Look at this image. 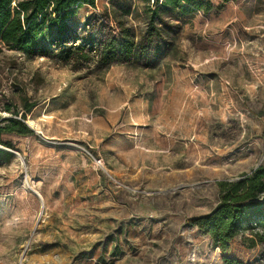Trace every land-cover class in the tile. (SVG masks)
<instances>
[{
	"label": "rangeland",
	"instance_id": "rangeland-1",
	"mask_svg": "<svg viewBox=\"0 0 264 264\" xmlns=\"http://www.w3.org/2000/svg\"><path fill=\"white\" fill-rule=\"evenodd\" d=\"M146 7L95 0L0 53V118L37 102L0 166V264H223L189 219L264 164V0L164 13L139 47ZM228 256L264 264L259 245Z\"/></svg>",
	"mask_w": 264,
	"mask_h": 264
},
{
	"label": "trees",
	"instance_id": "trees-1",
	"mask_svg": "<svg viewBox=\"0 0 264 264\" xmlns=\"http://www.w3.org/2000/svg\"><path fill=\"white\" fill-rule=\"evenodd\" d=\"M146 1L148 28L138 46L143 43L151 45L155 29L160 28L157 16L169 14L180 22L197 14L218 12L233 0H219L217 5L212 0ZM94 5L95 0H0V53L4 49L29 52L48 32L62 33L79 7ZM110 52L114 51H102L100 57L105 58ZM105 63H112V60ZM36 104L25 100L19 106L5 104L1 107L10 115L0 118V166L12 157L14 146L8 136L33 134L25 123V116ZM215 185L216 206L204 215L192 217L189 222L220 249L223 264H249L228 256L237 244L245 248L259 245L264 261V164L241 173L236 179L216 180Z\"/></svg>",
	"mask_w": 264,
	"mask_h": 264
},
{
	"label": "bare ground",
	"instance_id": "bare-ground-1",
	"mask_svg": "<svg viewBox=\"0 0 264 264\" xmlns=\"http://www.w3.org/2000/svg\"><path fill=\"white\" fill-rule=\"evenodd\" d=\"M28 123H29V121H28ZM29 124H30V123H29ZM31 127H32V125H31ZM38 185H39V182H38V183L35 182V183L33 184V187H31V186L28 185L27 188H28V189H32V188H35V189H36V188L38 187ZM37 196H39V195H37ZM37 198H38V197H37ZM39 199H41V197H40ZM40 202H41V201H40ZM39 210H40V209H39ZM38 214H39V213H38Z\"/></svg>",
	"mask_w": 264,
	"mask_h": 264
},
{
	"label": "built area",
	"instance_id": "built-area-1",
	"mask_svg": "<svg viewBox=\"0 0 264 264\" xmlns=\"http://www.w3.org/2000/svg\"><path fill=\"white\" fill-rule=\"evenodd\" d=\"M257 166H258V164H256V165L253 167V169L256 168Z\"/></svg>",
	"mask_w": 264,
	"mask_h": 264
}]
</instances>
